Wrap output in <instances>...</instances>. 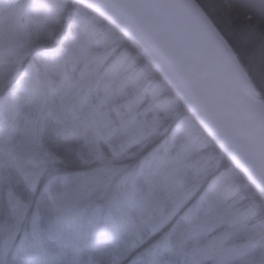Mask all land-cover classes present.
<instances>
[{"label":"snow or ice","instance_id":"snow-or-ice-1","mask_svg":"<svg viewBox=\"0 0 264 264\" xmlns=\"http://www.w3.org/2000/svg\"><path fill=\"white\" fill-rule=\"evenodd\" d=\"M0 264H264V0H0Z\"/></svg>","mask_w":264,"mask_h":264},{"label":"trees","instance_id":"trees-1","mask_svg":"<svg viewBox=\"0 0 264 264\" xmlns=\"http://www.w3.org/2000/svg\"><path fill=\"white\" fill-rule=\"evenodd\" d=\"M216 2H219V0H216Z\"/></svg>","mask_w":264,"mask_h":264}]
</instances>
